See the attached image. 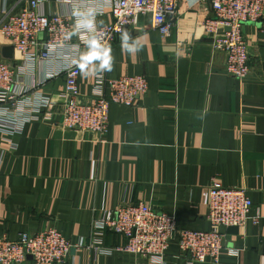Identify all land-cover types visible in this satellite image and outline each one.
<instances>
[{
	"label": "crops",
	"instance_id": "1",
	"mask_svg": "<svg viewBox=\"0 0 264 264\" xmlns=\"http://www.w3.org/2000/svg\"><path fill=\"white\" fill-rule=\"evenodd\" d=\"M28 1L0 0V24L5 9L17 12ZM180 5L171 36L149 27L145 17L127 31L140 38L138 53L122 51L119 38L113 43L112 71L102 75H144L149 87L133 106L111 105L106 134L66 129L43 116L15 133H0V237L15 240L23 232L56 228L69 240H90L95 219L140 202L174 216L179 228L209 230V187L219 181L247 189L255 219L223 229L226 249L219 263L195 264H264V27L244 25L251 72L240 80L227 72V54L214 49L204 31L202 13L211 15L209 6L200 11L185 8L186 1ZM41 9L50 14L69 7L53 0ZM111 21L107 10L98 18L99 25ZM6 46L0 33V60L20 63L15 49L13 57L4 56ZM97 77L81 76L85 101L94 95ZM64 87L60 76L45 89L58 101L57 112ZM102 240L107 247L126 242L109 230ZM21 264L36 263L29 256ZM64 264L151 263L84 248ZM165 264H187L177 237Z\"/></svg>",
	"mask_w": 264,
	"mask_h": 264
},
{
	"label": "built area",
	"instance_id": "2",
	"mask_svg": "<svg viewBox=\"0 0 264 264\" xmlns=\"http://www.w3.org/2000/svg\"><path fill=\"white\" fill-rule=\"evenodd\" d=\"M52 1L29 0L17 12L3 11L0 33L22 59L15 66L0 60V133H15L24 123L43 116L66 129L104 135L111 105L133 106L147 92L144 75L109 78L101 74L96 78L94 95L88 101L83 99L78 61L87 51L85 41L91 34L75 31L76 12L95 9L96 33L112 47L121 31L140 26L142 18H147L152 29L171 36L182 11L181 1H186L185 8L200 11L208 5L212 14L202 13L204 31L214 49L227 54V72L240 80H246L251 72L244 25L260 22L264 27V0H55L69 10L42 11V6ZM106 10L112 21L99 25L98 18ZM46 65L49 70L43 74L41 69ZM60 76L65 77V87L60 93L61 111L57 112L54 107L58 101L45 89L48 81ZM209 191V230L179 228L174 216L158 213L144 202L124 204L95 219L90 240H69L56 228L23 232L15 240L0 237V264H21L29 256L36 264H64L73 252L84 248L101 254L119 251L141 256L151 264H165L167 250L176 237L187 264L219 263L226 249L223 229L243 227L255 219L250 215L253 201L247 189L219 181H213ZM108 230L122 235L126 242L107 247L102 235Z\"/></svg>",
	"mask_w": 264,
	"mask_h": 264
},
{
	"label": "clouds",
	"instance_id": "3",
	"mask_svg": "<svg viewBox=\"0 0 264 264\" xmlns=\"http://www.w3.org/2000/svg\"><path fill=\"white\" fill-rule=\"evenodd\" d=\"M75 15L77 17L74 26L75 31H87L91 34L85 41L87 51L80 54L81 58L78 61L81 75L86 78L89 75H99L105 71H112L111 47L106 42H102L96 33V10L90 8L83 12H76ZM119 39L122 51L129 54H136L140 51V38H134L129 32L121 31Z\"/></svg>",
	"mask_w": 264,
	"mask_h": 264
},
{
	"label": "water",
	"instance_id": "4",
	"mask_svg": "<svg viewBox=\"0 0 264 264\" xmlns=\"http://www.w3.org/2000/svg\"><path fill=\"white\" fill-rule=\"evenodd\" d=\"M13 53H14V47L13 46H6L4 47V56L11 58L13 57Z\"/></svg>",
	"mask_w": 264,
	"mask_h": 264
}]
</instances>
